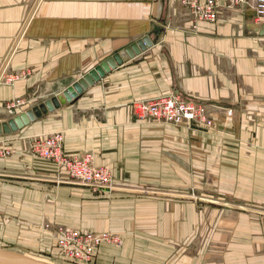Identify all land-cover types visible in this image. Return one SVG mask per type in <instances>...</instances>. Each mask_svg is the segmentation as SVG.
I'll list each match as a JSON object with an SVG mask.
<instances>
[{"label": "crops", "instance_id": "obj_1", "mask_svg": "<svg viewBox=\"0 0 264 264\" xmlns=\"http://www.w3.org/2000/svg\"><path fill=\"white\" fill-rule=\"evenodd\" d=\"M252 16L225 8L198 22L179 0H0V122L136 40L152 42L71 103L0 136L13 151L0 159L3 244L50 258L39 233L50 223L118 236L122 246L102 245L95 264H264V37ZM172 92L203 104L212 123L133 116L134 100ZM16 99L25 106L4 109ZM52 133L67 156L107 169L113 189L86 194L26 152L27 138Z\"/></svg>", "mask_w": 264, "mask_h": 264}, {"label": "built area", "instance_id": "obj_2", "mask_svg": "<svg viewBox=\"0 0 264 264\" xmlns=\"http://www.w3.org/2000/svg\"><path fill=\"white\" fill-rule=\"evenodd\" d=\"M188 10L189 15L198 22L215 23L223 9L251 7L254 4L259 14V20L264 21V0H179ZM28 75L21 72L9 76L5 83L12 84ZM3 83L0 75V85ZM21 99L6 102L5 109L11 111L25 106ZM132 114L140 121L149 120L160 124L173 126L196 125L207 128L212 120L205 108L199 102L189 101L178 93L172 92L161 96L134 100L130 104ZM63 135L52 133L33 137L27 142L28 154L53 163L66 172L68 179L78 186L90 189L95 193H109L113 189L112 176L105 168L96 167L93 157L67 156L63 150ZM10 148L0 142V159L12 155ZM41 234L50 240L53 251L71 264H90L97 250L102 245L122 246V240L115 234L87 233L81 230L69 229L65 226L44 223Z\"/></svg>", "mask_w": 264, "mask_h": 264}, {"label": "water", "instance_id": "obj_3", "mask_svg": "<svg viewBox=\"0 0 264 264\" xmlns=\"http://www.w3.org/2000/svg\"><path fill=\"white\" fill-rule=\"evenodd\" d=\"M254 15V12H253ZM251 28L259 37H264V24L256 25L252 23ZM152 42L148 36L131 43L129 46L120 50L116 54L95 66L92 70L84 74L72 85L67 87L62 94L45 101L41 106L33 107L29 110L15 114L6 122H0V136L9 135L22 130L31 123L41 119L47 112H53L65 103H71L77 99L85 90L99 82L111 70L123 65L130 59L135 58L142 52L151 48ZM0 264H57L49 258L37 257L27 252L12 247H0Z\"/></svg>", "mask_w": 264, "mask_h": 264}, {"label": "rangeland", "instance_id": "obj_4", "mask_svg": "<svg viewBox=\"0 0 264 264\" xmlns=\"http://www.w3.org/2000/svg\"><path fill=\"white\" fill-rule=\"evenodd\" d=\"M4 109H5V107H4ZM7 110V109H6ZM9 111V110H8ZM168 125V124H167ZM173 126V125H172ZM56 182V181H55ZM57 184H59L58 182H56V185ZM75 185V184H74ZM76 187H78V188H81V189H84V191H86L87 193L86 194H89V195H91V194H94L95 195V193H92V192H89L88 191V189L87 188H84V187H81V186H78V185H75ZM53 196H56V194H53ZM199 196H197V200L199 199L198 198ZM44 224V223H43ZM41 227V226H40ZM70 229V228H69ZM84 232H88V231H84ZM39 233H40V235H42L41 234V228L39 229ZM103 233V232H102ZM105 233H107V232H105ZM107 234H110V233H107ZM8 241V240H7ZM4 242H3V240H0V247H13L12 245H16L15 243L13 244L12 242L10 243V242H6L5 244H3ZM123 243V242H122ZM10 244H12V245H10ZM20 246V245H19ZM21 247V250H25V251H27V253H29V254H31V255H35V256H37V257H46V256H43L40 252H38V249L36 248V250H34L35 252H29V250H27L26 248H22V246H20ZM99 250V249H98ZM98 250H97V252H96V254H95V256H94V259H93V262H91L90 264H95V261H96V256H97V254H98ZM41 254V255H40ZM40 255V256H39ZM45 255V254H44ZM49 259L50 260H52L53 262H56L57 264H71V263H69V262H67L65 259H63L64 257H62L61 255H60V253H59V251L58 250H56V251H54V252H52V251H50L49 252ZM47 258V257H46Z\"/></svg>", "mask_w": 264, "mask_h": 264}, {"label": "bare ground", "instance_id": "obj_5", "mask_svg": "<svg viewBox=\"0 0 264 264\" xmlns=\"http://www.w3.org/2000/svg\"><path fill=\"white\" fill-rule=\"evenodd\" d=\"M248 8H250V9H252L253 10V12H254V15H253V20H254V24H256V25H262V24H264V21H260L259 20V14H258V11H257V8H256V6L254 5V4H252V6L251 7H248ZM164 95V94H163ZM157 96H161V95H157ZM152 97H154V96H152ZM148 98H150V97H148ZM35 137H38V136H35ZM33 137H30V138H27V142L30 140V139H32ZM59 169V168H58ZM60 170V169H59ZM61 171H63V170H61ZM65 172V171H64ZM66 173V172H65ZM71 181V180H70ZM71 182H73V181H71ZM74 183V182H73ZM75 184V183H74ZM75 185H77V184H75ZM88 190H90V189H88ZM91 191V190H90ZM92 193H95V192H93V191H91ZM95 194H98V193H95ZM87 233H90V232H87ZM92 233H94V232H92ZM97 234H101V233H97Z\"/></svg>", "mask_w": 264, "mask_h": 264}]
</instances>
